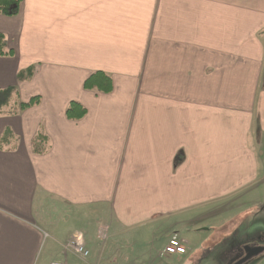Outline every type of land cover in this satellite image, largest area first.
I'll use <instances>...</instances> for the list:
<instances>
[{
    "label": "crops",
    "instance_id": "obj_1",
    "mask_svg": "<svg viewBox=\"0 0 264 264\" xmlns=\"http://www.w3.org/2000/svg\"><path fill=\"white\" fill-rule=\"evenodd\" d=\"M0 33L13 50L0 56V89L40 97L0 115V137L15 135L0 149V264H87L63 248L76 230L57 231L52 215L142 237L149 262L170 232L187 253L182 233L198 222L220 227L264 203V0H23L0 14ZM96 72L111 92L84 88ZM71 102L82 119L67 118ZM39 131L45 154L33 151Z\"/></svg>",
    "mask_w": 264,
    "mask_h": 264
},
{
    "label": "rangeland",
    "instance_id": "obj_2",
    "mask_svg": "<svg viewBox=\"0 0 264 264\" xmlns=\"http://www.w3.org/2000/svg\"><path fill=\"white\" fill-rule=\"evenodd\" d=\"M254 146L264 165V133L258 135ZM253 200V197L246 198V207H251ZM240 211V213L228 215V224L226 225L216 227L214 225L217 219H208L197 223L201 229L199 230L200 233L197 235L192 230L183 232L182 234L189 241V244L192 242V244H199L196 249L194 245L184 243L188 251L183 257H190L192 255L190 258L181 260L179 259L180 257H169L167 259L161 257V259L157 255L149 262L146 254L151 249L152 245L146 244V239L142 237H139L141 240L140 243L135 236L131 235H123L114 238L109 235L107 230L103 227V232L100 237L98 236L97 229L91 231L92 227L90 226L87 228L89 231L86 230V223L88 220L82 223L79 219L73 218L69 222H65L61 217L55 220L53 215L51 220L56 221L58 224L57 231L62 230L63 232H69L76 230L66 240L63 248L67 253H70L71 259L80 262L84 261L87 262V264L89 262H95V264H231L241 255V247L250 244L264 245V203L259 207L242 208ZM87 215L89 220L97 224L93 229L98 228L99 225L103 223V221L101 223V219L96 213L89 212ZM205 226H211L210 234H207V232L202 229L205 228ZM79 233L83 234L84 237L91 235L90 249L87 247L91 253L88 257H82L73 250H69L65 247L69 239L72 238L74 234ZM170 234L172 236L174 233L170 232ZM175 234L177 233L175 232ZM54 238L55 237L51 236L47 240L53 241ZM102 250L105 251V254H103V257L98 263L96 259L102 256ZM248 264H264V253L253 257Z\"/></svg>",
    "mask_w": 264,
    "mask_h": 264
},
{
    "label": "trees",
    "instance_id": "obj_3",
    "mask_svg": "<svg viewBox=\"0 0 264 264\" xmlns=\"http://www.w3.org/2000/svg\"><path fill=\"white\" fill-rule=\"evenodd\" d=\"M23 0H0V14L13 17L19 14ZM13 50H7V41L0 33V56L11 55ZM34 74V67H29L21 71L18 75L19 80H31ZM87 90H97L100 92L112 91V79L103 72H96L91 75L84 84ZM40 103V97H32L29 101L20 100L19 91L14 86L0 89V115H17ZM86 114V109L77 102H71L66 110L67 118L80 120ZM15 135L10 128H6L0 137V149L12 144ZM33 151L36 154H45L49 151V138L46 134L39 131L33 139Z\"/></svg>",
    "mask_w": 264,
    "mask_h": 264
},
{
    "label": "built area",
    "instance_id": "obj_4",
    "mask_svg": "<svg viewBox=\"0 0 264 264\" xmlns=\"http://www.w3.org/2000/svg\"><path fill=\"white\" fill-rule=\"evenodd\" d=\"M65 247L69 250H73L75 253L82 257H88L90 255V250L87 248L83 234H74L72 238L69 239ZM185 247L183 246L182 239L177 235H173L169 240V244L165 247L161 253L162 257L166 255H177L185 253ZM64 264V263H59Z\"/></svg>",
    "mask_w": 264,
    "mask_h": 264
},
{
    "label": "flooded vegetation",
    "instance_id": "obj_5",
    "mask_svg": "<svg viewBox=\"0 0 264 264\" xmlns=\"http://www.w3.org/2000/svg\"><path fill=\"white\" fill-rule=\"evenodd\" d=\"M256 247H264V245H254V244H250V245H245L243 247H241V255L236 259L234 260L231 264H248L249 261L257 256V255H260L262 253H264V251H262L261 253L257 254V255H254L246 260H243L245 259V257L247 256V254H252L253 253V250L256 248Z\"/></svg>",
    "mask_w": 264,
    "mask_h": 264
},
{
    "label": "water",
    "instance_id": "obj_6",
    "mask_svg": "<svg viewBox=\"0 0 264 264\" xmlns=\"http://www.w3.org/2000/svg\"><path fill=\"white\" fill-rule=\"evenodd\" d=\"M262 251H264V247H256L253 250V253L252 254L248 253L247 256L245 257V259H243V260H246V259H248V258H250V257H252L254 255H257V254L261 253Z\"/></svg>",
    "mask_w": 264,
    "mask_h": 264
}]
</instances>
